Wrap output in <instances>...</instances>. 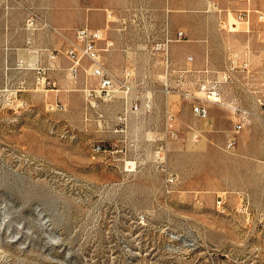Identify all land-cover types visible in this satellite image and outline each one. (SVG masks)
Here are the masks:
<instances>
[{
  "label": "rangeland",
  "instance_id": "374dc122",
  "mask_svg": "<svg viewBox=\"0 0 264 264\" xmlns=\"http://www.w3.org/2000/svg\"><path fill=\"white\" fill-rule=\"evenodd\" d=\"M23 1L44 18L36 31L46 33L31 37L57 53L58 67L49 72L58 89L35 86L32 71L9 69L27 36L21 25L10 30L6 18L18 10L5 5L17 8ZM158 3L0 0V91L6 83L19 87V77L25 81L10 101L0 96V264H264V19L252 13L248 24L236 23L233 30L204 23L214 34L209 43L219 49L215 64L224 61L218 78L234 65L230 78L218 84V103L198 98L206 95L200 89L206 82L182 71L179 77L171 67L176 40L168 44L164 71L155 50L166 24ZM250 5L264 12V0ZM237 9L229 10V23ZM84 25L113 41L105 57L117 78L132 69L126 97L115 92L110 100L89 102L84 88H95L96 79L83 69L71 79L64 70V49ZM167 27L170 37L183 30L170 21ZM146 94L151 110L131 111ZM56 101L62 108L54 107ZM199 102L216 103L215 113L195 116L191 106ZM124 109L126 123L118 132ZM166 111L175 114L177 139L165 136ZM214 118L220 125H213ZM236 122L241 128L227 148ZM161 143L167 167L178 174L170 193L153 162ZM97 144L105 150L96 151Z\"/></svg>",
  "mask_w": 264,
  "mask_h": 264
},
{
  "label": "built area",
  "instance_id": "2783aa9c",
  "mask_svg": "<svg viewBox=\"0 0 264 264\" xmlns=\"http://www.w3.org/2000/svg\"><path fill=\"white\" fill-rule=\"evenodd\" d=\"M241 2H245L247 4L246 7L239 8L236 10L235 20L239 23H249L250 14L255 13L256 17L259 20L264 19V12L255 7H251L250 0H239ZM42 19L35 13L30 12L26 19L24 20L23 28L29 33L25 40V46L23 47L24 52L22 51L15 59L13 64L9 67V69H14L19 73H24L25 71H32L34 73V84L37 87H43L46 89H58L56 88V80L50 74L49 71L55 70L58 67L57 63V53L54 49L47 46H38L34 43L31 35L36 31ZM164 36L163 41L157 44L155 50L160 51V57L163 59L164 66L163 69L168 73L169 69V57H168V44L172 40L180 41L185 38V33L183 30H177L174 37L169 36V31L167 27V21H164ZM236 22H228V18L219 21V27L222 29H228V26H235ZM231 29V28H230ZM228 29V30H230ZM113 41L106 36V33L102 31V29L91 28L87 25L77 27L74 30V36L72 41L64 49V55L68 60V66L64 68L67 71V75L70 76L71 79H74L78 75V71L83 69V71L96 79L97 86L95 88H87L86 97L90 100L93 98H101L103 101L110 100L116 91L122 92L124 97L128 95L129 90L132 87V69L125 68L123 75L121 78H117L114 71L110 68V66L106 62V53L112 49ZM247 66L244 63V67ZM234 68L233 63L231 62V66L228 67V71L222 74V79L216 77L214 79H209L207 77L209 71H202L204 74L202 76L196 77L197 81L203 80L206 84L201 83L200 89H203L206 92L204 97H198L200 99L204 98L208 101L207 98L210 94H214L218 101L221 102L220 99V90L218 88V84L222 81H227L230 78V71ZM182 72H186L183 70ZM10 79V78H9ZM165 82H163V91L168 93L170 85L167 82V78L165 77ZM24 78L19 77V79L15 82L19 87L6 86L1 89L0 96L4 101H10L12 99L13 94L21 90V86L24 85ZM15 91V92H14ZM184 95L186 97L191 96L190 93L185 92ZM94 101V100H93ZM54 107L62 108V103L59 101L55 102ZM142 108L144 112H149L152 108V99L147 94L144 95L141 105L138 102H135L131 106V111H136ZM192 113L199 118H206L208 116V106L203 102L193 103L191 106ZM127 119V110H123L121 113L117 115V126L116 131L122 132L124 130V125ZM241 128V124L236 122L233 125V128L228 131L227 139H226V147L230 148L234 146L235 143V133L238 132ZM164 133L166 137L170 139L178 138V126L176 122L175 114L171 111H166L165 122H164ZM94 149L96 151L105 150L102 145H95ZM166 145L165 143H161L157 145L153 152V162L156 167H158L164 175L163 179V187L166 193H170L173 191L174 187L178 183V174L175 171L170 170L166 164ZM247 200V199H246ZM218 204L223 203V198L220 196L217 200Z\"/></svg>",
  "mask_w": 264,
  "mask_h": 264
},
{
  "label": "crops",
  "instance_id": "0c3cea01",
  "mask_svg": "<svg viewBox=\"0 0 264 264\" xmlns=\"http://www.w3.org/2000/svg\"><path fill=\"white\" fill-rule=\"evenodd\" d=\"M158 4L161 7L160 15L164 18V21H170L175 28L183 29L185 36H187V39L178 41V43L170 46L171 67L178 72L186 70L184 77L195 78L199 75L202 76L204 74L202 71L208 70V75L215 78L222 71L219 68L224 66V61L221 64H215L214 61L218 60L219 49L214 43H209L208 39L212 38L214 34L211 35L204 23L212 22L219 26V21L227 18L229 10L246 7L247 4L238 0H159ZM5 8L7 11L18 10L17 15L12 16L11 14L6 18V23L7 25L10 24V27L12 24H16L17 26L21 25L22 28L23 22L30 12L40 15L41 19L43 18L39 12L28 5L27 1L17 4V8L14 2H10L5 5ZM104 16L105 13L101 12L98 17H102L103 20ZM99 24L101 23L99 22ZM22 30L26 36H29L27 31ZM41 30L32 34L34 40H38L41 34L46 33L45 30ZM47 33L49 36L50 33ZM48 42L51 44L50 37H48ZM41 43L45 44L44 42ZM220 54H223V50H220ZM180 76L182 74L179 72ZM224 86L221 85L223 96L226 91ZM228 96L227 94L224 98ZM216 105V103L212 102L208 105V110H213V113H215ZM222 116L226 117L225 113H222ZM212 123L215 126L220 125L219 120L216 118L212 120Z\"/></svg>",
  "mask_w": 264,
  "mask_h": 264
},
{
  "label": "bare ground",
  "instance_id": "6f19581e",
  "mask_svg": "<svg viewBox=\"0 0 264 264\" xmlns=\"http://www.w3.org/2000/svg\"><path fill=\"white\" fill-rule=\"evenodd\" d=\"M233 21H235L236 23H239V22H237L236 20H235V18H234V20ZM232 21V22H233ZM235 27H236V25L233 27V26H231V29L233 30V29H235ZM84 91H85V96H86V94H87V88H84ZM116 92H119V91H116ZM212 96V97H211ZM211 97V98H210ZM208 98L209 99H211V100H213V101H218V98L214 95V94H210L209 96H208ZM89 102H91V100L89 101Z\"/></svg>",
  "mask_w": 264,
  "mask_h": 264
}]
</instances>
